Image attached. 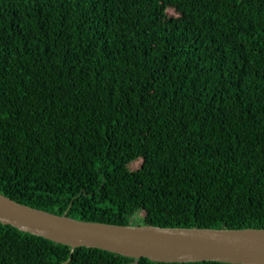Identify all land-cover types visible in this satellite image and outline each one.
<instances>
[{"label": "trees", "instance_id": "obj_1", "mask_svg": "<svg viewBox=\"0 0 264 264\" xmlns=\"http://www.w3.org/2000/svg\"><path fill=\"white\" fill-rule=\"evenodd\" d=\"M0 193L82 220L264 228V0H0ZM68 254L0 223V264H231Z\"/></svg>", "mask_w": 264, "mask_h": 264}, {"label": "water", "instance_id": "obj_2", "mask_svg": "<svg viewBox=\"0 0 264 264\" xmlns=\"http://www.w3.org/2000/svg\"><path fill=\"white\" fill-rule=\"evenodd\" d=\"M0 223L53 242L156 262L264 264V228L107 223L55 214L0 193ZM69 256L67 260L69 259Z\"/></svg>", "mask_w": 264, "mask_h": 264}, {"label": "rangeland", "instance_id": "obj_3", "mask_svg": "<svg viewBox=\"0 0 264 264\" xmlns=\"http://www.w3.org/2000/svg\"><path fill=\"white\" fill-rule=\"evenodd\" d=\"M137 161H135L134 163L131 164V167H134L136 165ZM137 215H140V213H138Z\"/></svg>", "mask_w": 264, "mask_h": 264}]
</instances>
